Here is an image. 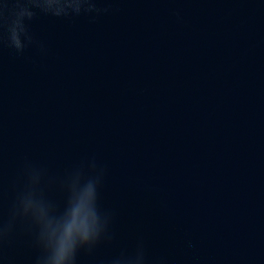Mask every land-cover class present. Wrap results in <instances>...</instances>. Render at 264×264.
<instances>
[{
    "label": "water",
    "instance_id": "95a60500",
    "mask_svg": "<svg viewBox=\"0 0 264 264\" xmlns=\"http://www.w3.org/2000/svg\"><path fill=\"white\" fill-rule=\"evenodd\" d=\"M0 264H264V0H0Z\"/></svg>",
    "mask_w": 264,
    "mask_h": 264
},
{
    "label": "clouds",
    "instance_id": "9594fccd",
    "mask_svg": "<svg viewBox=\"0 0 264 264\" xmlns=\"http://www.w3.org/2000/svg\"><path fill=\"white\" fill-rule=\"evenodd\" d=\"M88 191H89V192L92 191L91 186H89ZM64 251H65V249H64V247L62 246L61 251H60V256H59L60 259H63Z\"/></svg>",
    "mask_w": 264,
    "mask_h": 264
}]
</instances>
